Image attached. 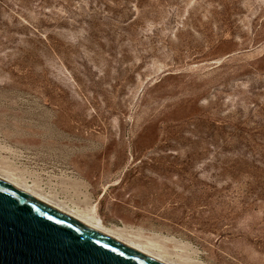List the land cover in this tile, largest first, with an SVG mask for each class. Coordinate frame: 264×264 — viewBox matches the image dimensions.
<instances>
[{
    "label": "rangeland",
    "instance_id": "1",
    "mask_svg": "<svg viewBox=\"0 0 264 264\" xmlns=\"http://www.w3.org/2000/svg\"><path fill=\"white\" fill-rule=\"evenodd\" d=\"M0 172L179 264H264V0H0Z\"/></svg>",
    "mask_w": 264,
    "mask_h": 264
},
{
    "label": "water",
    "instance_id": "2",
    "mask_svg": "<svg viewBox=\"0 0 264 264\" xmlns=\"http://www.w3.org/2000/svg\"><path fill=\"white\" fill-rule=\"evenodd\" d=\"M0 264H165L0 179Z\"/></svg>",
    "mask_w": 264,
    "mask_h": 264
},
{
    "label": "bare ground",
    "instance_id": "3",
    "mask_svg": "<svg viewBox=\"0 0 264 264\" xmlns=\"http://www.w3.org/2000/svg\"><path fill=\"white\" fill-rule=\"evenodd\" d=\"M0 179L37 197L38 199L76 217L77 219L115 237L116 239L152 256L153 258L165 263V264H179L176 262H173L169 259H167L165 256H163L159 251H157L156 249H154L151 245H145L142 244L132 238H129L127 236L124 235V233L119 230V229H114V228H107L106 226H104L102 220L96 216V214H94L93 211H89V212H83L80 211L78 209L75 208H71L66 206L65 204L56 201L55 199H53L50 195H46L38 190H36L33 186H29L27 185L25 182H22L16 178H14L12 175L6 174V173H2L0 172Z\"/></svg>",
    "mask_w": 264,
    "mask_h": 264
}]
</instances>
